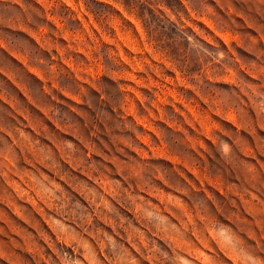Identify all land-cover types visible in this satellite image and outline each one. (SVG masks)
Wrapping results in <instances>:
<instances>
[{
	"label": "rangeland",
	"instance_id": "374dc122",
	"mask_svg": "<svg viewBox=\"0 0 264 264\" xmlns=\"http://www.w3.org/2000/svg\"><path fill=\"white\" fill-rule=\"evenodd\" d=\"M0 264H264V0H0Z\"/></svg>",
	"mask_w": 264,
	"mask_h": 264
}]
</instances>
